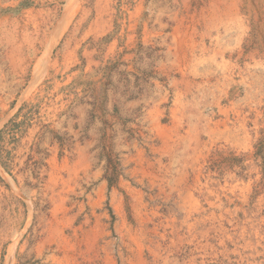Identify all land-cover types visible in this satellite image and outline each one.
<instances>
[{
    "label": "rangeland",
    "instance_id": "1",
    "mask_svg": "<svg viewBox=\"0 0 264 264\" xmlns=\"http://www.w3.org/2000/svg\"><path fill=\"white\" fill-rule=\"evenodd\" d=\"M5 129L0 264H264V0H0Z\"/></svg>",
    "mask_w": 264,
    "mask_h": 264
},
{
    "label": "trees",
    "instance_id": "2",
    "mask_svg": "<svg viewBox=\"0 0 264 264\" xmlns=\"http://www.w3.org/2000/svg\"><path fill=\"white\" fill-rule=\"evenodd\" d=\"M12 124H13V123H12ZM6 129H7V127H6ZM6 129L0 131V144H1V141H2V139H3V135H4V133H6V131H7ZM0 158H1V154H0Z\"/></svg>",
    "mask_w": 264,
    "mask_h": 264
}]
</instances>
